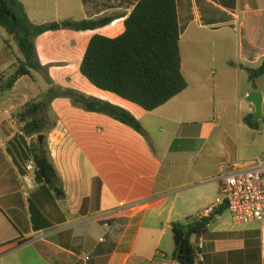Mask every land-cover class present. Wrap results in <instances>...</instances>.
Segmentation results:
<instances>
[{
    "label": "crops",
    "instance_id": "crops-1",
    "mask_svg": "<svg viewBox=\"0 0 264 264\" xmlns=\"http://www.w3.org/2000/svg\"><path fill=\"white\" fill-rule=\"evenodd\" d=\"M140 1L20 0L36 25L114 18L94 31L40 36L35 42L40 65L72 73L46 76L45 83L49 79L53 86L71 87L90 40L122 35ZM35 13L47 20H37ZM177 13L187 88L153 112L114 94L121 101L103 100L131 113L143 134L103 114L75 108L56 113L44 142L62 181L63 198L37 170L26 169L38 136L27 137L22 124L9 122L43 93L39 80L23 76L2 91L15 57L7 46L0 50V264H179L173 258L172 224L209 218L215 213L205 212L218 197L208 200L202 188L211 176L194 174L176 186L173 171L178 167L191 173L205 160L215 162L219 175L233 165L250 167L264 155V76L253 83L248 72L264 62V0H177ZM87 32V37L79 35ZM44 40L62 42L65 58H58L55 49L39 50ZM78 41L86 43L81 58H76ZM254 92L263 94L257 129L243 122L255 115L249 99ZM224 143L233 149L223 154ZM156 202L161 204L151 205ZM193 242L197 264H264L259 224L236 225L228 210ZM82 255L90 259L83 261Z\"/></svg>",
    "mask_w": 264,
    "mask_h": 264
},
{
    "label": "trees",
    "instance_id": "trees-1",
    "mask_svg": "<svg viewBox=\"0 0 264 264\" xmlns=\"http://www.w3.org/2000/svg\"><path fill=\"white\" fill-rule=\"evenodd\" d=\"M113 16L84 21H63L33 24L20 0H0V31L7 35L6 46L14 42L22 57L19 65L6 73L2 91H9L23 76L34 79L33 72L44 73L37 57L36 40L47 32L59 30L94 31L109 25ZM180 32L177 0H142L125 20V32L117 38L94 36L83 57L80 72L95 88L116 95L146 112H153L167 104L187 88L181 72ZM251 82L264 76V62L256 70H248ZM51 87L52 82L47 79ZM70 98L73 107L86 112L106 115L136 132L143 134L140 122L128 111L110 103L88 98L75 90H67L47 98L42 93L29 102L18 116L22 132L37 137L54 127L46 125L50 101L59 96ZM49 102V103H48ZM252 129L258 128L253 116L243 119ZM32 159L40 178L59 198L64 197L62 181L50 159L47 145L37 142L32 147ZM161 202L151 204L159 206ZM227 210L222 205L209 218L187 219L173 223L175 250L173 258L179 264H197L198 248L193 239L204 234L215 216Z\"/></svg>",
    "mask_w": 264,
    "mask_h": 264
},
{
    "label": "rangeland",
    "instance_id": "rangeland-1",
    "mask_svg": "<svg viewBox=\"0 0 264 264\" xmlns=\"http://www.w3.org/2000/svg\"><path fill=\"white\" fill-rule=\"evenodd\" d=\"M37 5L38 1H37ZM29 7V4H28ZM34 16V15H33ZM35 16L37 18V20H47V18L42 17L44 19L40 18V15H38V13H35ZM34 18V17H33ZM74 33V32H72ZM79 35H86V36H82V37H87L90 35V33H79ZM8 35L1 30L0 31V50H5L6 49V40L8 39ZM45 41V40H44ZM11 48H8L10 51V54L13 55L15 58L13 60L14 61V65H13V69H15L18 65V58L17 57H22L16 44L13 42L12 43ZM63 43L60 41H50V40H46L45 42H40L38 44V48L39 50H41V48L44 49H55L59 52L58 58L64 59V53L65 50L62 47ZM85 48H86V43L84 41H78V46L76 48V58H81L84 55L85 52ZM78 76L75 77V75L73 76L72 79V83H70L71 87H62V86H55V88L51 87L50 85L45 83L44 77L46 76H57L59 78H61L62 75H72V73L70 72L68 73H64L63 71H58V70H48L46 69L44 71V73H40V72H33V75L39 80L38 84L41 87V92L45 93L46 96H48L47 98H51L53 95L57 94V93H61L63 91H67V90H75L81 94H83L84 96L88 97V98H94L97 100H109V101H115L116 99L121 101V99L117 98L116 96L109 94L107 92H103L100 91L98 89H96L95 87H93L88 80L83 77L80 73V71L78 70ZM59 100V104L56 110V106L54 103H56V100ZM49 103V102H48ZM113 104V103H112ZM75 107L72 106L71 100L69 97L67 96H59L58 98L53 99L52 101H50L49 105H48V109H46L44 111L45 116L47 115V119H46V125L51 126L53 125L56 120H57V116L56 113H60V114H67L70 113V109H73ZM78 109V108H75ZM81 110V109H80ZM215 121V119H212ZM261 127L264 126V123L260 124ZM132 129V128H131ZM214 141V140H213ZM225 148H227L225 151L223 150V154L231 151L233 148L231 146V144L229 143H224L223 144ZM213 158L215 161H217L218 159V155H216V153L212 154ZM215 162H211L209 161L208 163H206V161L204 160H200L195 166L192 167V172L191 173H186V169L184 168H178L175 169L173 171V175H171V179L173 180V182L175 183L176 186H179L181 184H184L185 182H189L191 180V178L194 176V174H199L198 176H211L212 179H209L208 183L205 184L204 189H206V197L208 200H212L215 199L216 197L220 196L219 191H217L216 189V185H217V181L216 178L218 176V174H216V172H214V168H215ZM167 169H164V172L166 174ZM210 178V177H207Z\"/></svg>",
    "mask_w": 264,
    "mask_h": 264
},
{
    "label": "built area",
    "instance_id": "built-area-1",
    "mask_svg": "<svg viewBox=\"0 0 264 264\" xmlns=\"http://www.w3.org/2000/svg\"><path fill=\"white\" fill-rule=\"evenodd\" d=\"M9 122L13 125L20 124V119L10 117ZM26 169L28 172L37 170L33 160ZM217 181L220 196L205 214H214L219 207L226 205L234 224L258 223L264 257V155L250 167L233 165L225 168L218 175ZM81 258L83 261L90 259L87 255H82Z\"/></svg>",
    "mask_w": 264,
    "mask_h": 264
},
{
    "label": "water",
    "instance_id": "water-1",
    "mask_svg": "<svg viewBox=\"0 0 264 264\" xmlns=\"http://www.w3.org/2000/svg\"><path fill=\"white\" fill-rule=\"evenodd\" d=\"M249 99L255 108L254 121L259 122L263 119V94L260 92H254L250 95ZM37 139L40 144H43L45 135L41 134Z\"/></svg>",
    "mask_w": 264,
    "mask_h": 264
}]
</instances>
